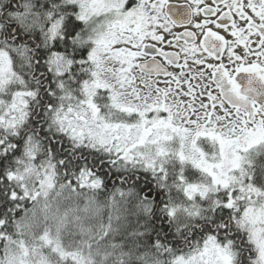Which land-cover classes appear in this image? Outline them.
<instances>
[{"label": "snow or ice", "instance_id": "snow-or-ice-1", "mask_svg": "<svg viewBox=\"0 0 264 264\" xmlns=\"http://www.w3.org/2000/svg\"><path fill=\"white\" fill-rule=\"evenodd\" d=\"M0 264H264V0H0Z\"/></svg>", "mask_w": 264, "mask_h": 264}, {"label": "flooded vegetation", "instance_id": "flooded-vegetation-1", "mask_svg": "<svg viewBox=\"0 0 264 264\" xmlns=\"http://www.w3.org/2000/svg\"><path fill=\"white\" fill-rule=\"evenodd\" d=\"M174 3H182V0H172Z\"/></svg>", "mask_w": 264, "mask_h": 264}]
</instances>
